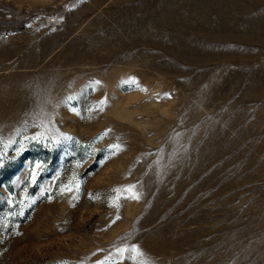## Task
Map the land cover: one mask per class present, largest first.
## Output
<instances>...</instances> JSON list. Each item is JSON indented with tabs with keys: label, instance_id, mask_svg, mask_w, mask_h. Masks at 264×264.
<instances>
[{
	"label": "rangeland",
	"instance_id": "obj_1",
	"mask_svg": "<svg viewBox=\"0 0 264 264\" xmlns=\"http://www.w3.org/2000/svg\"><path fill=\"white\" fill-rule=\"evenodd\" d=\"M0 264H264V0H0Z\"/></svg>",
	"mask_w": 264,
	"mask_h": 264
}]
</instances>
